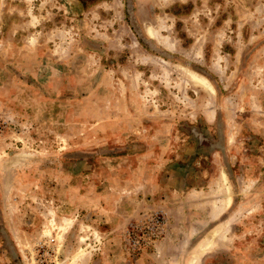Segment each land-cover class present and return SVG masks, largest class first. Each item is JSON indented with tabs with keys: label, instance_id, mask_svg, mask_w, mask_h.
Instances as JSON below:
<instances>
[{
	"label": "rangeland",
	"instance_id": "374dc122",
	"mask_svg": "<svg viewBox=\"0 0 264 264\" xmlns=\"http://www.w3.org/2000/svg\"><path fill=\"white\" fill-rule=\"evenodd\" d=\"M0 264H264V0H0Z\"/></svg>",
	"mask_w": 264,
	"mask_h": 264
},
{
	"label": "bare ground",
	"instance_id": "6f19581e",
	"mask_svg": "<svg viewBox=\"0 0 264 264\" xmlns=\"http://www.w3.org/2000/svg\"><path fill=\"white\" fill-rule=\"evenodd\" d=\"M161 21H162V19L161 18H158V25H152L151 23H148V22H145V28H146V30H147V32L149 33V35L150 36H152L153 37V35H154V32H155V29L154 28H158L160 25H163L162 23H161ZM171 48H173V47H171L170 46V49ZM192 73V72H191ZM192 76H195V77H199V76H197L196 74H194V73H192ZM202 81V83H205V80L204 79H198V81ZM207 81V80H206ZM201 84V83H200ZM206 85H207V83H206ZM211 86V85H210ZM207 87V86H206ZM210 89H212V88H210Z\"/></svg>",
	"mask_w": 264,
	"mask_h": 264
}]
</instances>
